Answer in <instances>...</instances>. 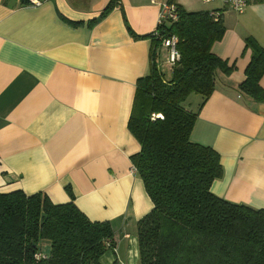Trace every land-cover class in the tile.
I'll return each instance as SVG.
<instances>
[{"label":"crops","instance_id":"1","mask_svg":"<svg viewBox=\"0 0 264 264\" xmlns=\"http://www.w3.org/2000/svg\"><path fill=\"white\" fill-rule=\"evenodd\" d=\"M111 1L0 0V192L42 191L64 203L70 189L90 220L113 225L115 253L105 252L101 264H137L136 222L152 202L131 171L140 145L127 123L165 0ZM175 2L220 13L226 31L212 52L234 66L217 71L191 132L219 153L223 175L211 191L264 209V103L238 89L250 60L245 38L264 45V1L241 13L222 0ZM156 61L169 77L164 57Z\"/></svg>","mask_w":264,"mask_h":264},{"label":"trees","instance_id":"2","mask_svg":"<svg viewBox=\"0 0 264 264\" xmlns=\"http://www.w3.org/2000/svg\"><path fill=\"white\" fill-rule=\"evenodd\" d=\"M168 1L177 19L157 25L158 37L151 34L149 71L135 82L127 123L140 145L130 160L152 202L136 222L137 264H264V209L215 195L211 185L223 175L219 153L191 139L217 71L234 69L212 52L225 24L211 10L189 11ZM170 35L177 37L179 59L167 77L156 59ZM245 49L250 60L239 92L264 103V45L246 37ZM67 191L71 199L64 203L42 191L0 192V264H101L105 252L115 253L112 223L90 220Z\"/></svg>","mask_w":264,"mask_h":264},{"label":"built area","instance_id":"3","mask_svg":"<svg viewBox=\"0 0 264 264\" xmlns=\"http://www.w3.org/2000/svg\"><path fill=\"white\" fill-rule=\"evenodd\" d=\"M205 4H209L218 0H201ZM229 6L230 9L237 13L243 12L251 0H222ZM264 1V0H259ZM211 15L218 17L220 13L211 10ZM177 19V9L175 3L169 2L168 0L163 1L160 4L159 15L157 20V25L163 23H168L169 21ZM157 27V26H156ZM155 36L158 37L159 31L156 28L153 32ZM177 37L175 35H170L161 40V54L167 62V65L172 66L177 59H179V52L176 48ZM157 62V61H156ZM131 171L136 173V169L132 166ZM40 255H37L39 257Z\"/></svg>","mask_w":264,"mask_h":264},{"label":"water","instance_id":"4","mask_svg":"<svg viewBox=\"0 0 264 264\" xmlns=\"http://www.w3.org/2000/svg\"><path fill=\"white\" fill-rule=\"evenodd\" d=\"M44 216V213H42V217Z\"/></svg>","mask_w":264,"mask_h":264},{"label":"rangeland","instance_id":"5","mask_svg":"<svg viewBox=\"0 0 264 264\" xmlns=\"http://www.w3.org/2000/svg\"><path fill=\"white\" fill-rule=\"evenodd\" d=\"M196 97H198V95Z\"/></svg>","mask_w":264,"mask_h":264}]
</instances>
